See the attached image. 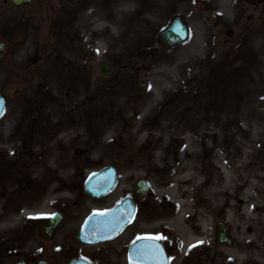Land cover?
Instances as JSON below:
<instances>
[{"label": "rangeland", "instance_id": "rangeland-1", "mask_svg": "<svg viewBox=\"0 0 264 264\" xmlns=\"http://www.w3.org/2000/svg\"><path fill=\"white\" fill-rule=\"evenodd\" d=\"M120 2L33 0L15 7L10 0H0V41L5 43L0 51V91L8 96L0 118V173L10 179L6 164L16 160V187L42 174V181L52 185L57 167L65 163L63 174L72 189V194L66 191L63 198L56 197L46 208L50 214L63 207L66 216L41 255L50 264H65L76 254L90 257L96 264H126L122 249L125 235L94 246L78 243L75 235L85 215L95 208L112 206L121 193L132 192L136 180L147 175L152 179V190L146 198L151 201L147 206L152 213L142 210L138 222L142 230H148L145 232L170 234L171 245L179 242V250L171 247L174 264H179L182 257L186 258L182 264H264V237L259 238V244L248 246L245 262L239 261L240 253L227 257L228 249H238L243 239L249 243L256 227L254 218L247 223L248 212L245 226H251L250 231L244 234L237 228L244 217L238 207L233 212L228 207L222 209L214 218L212 233L207 239L197 240L202 244H193L200 251L191 248L196 252L188 251L186 255H190L184 256L180 227L172 224L179 206L173 203L170 189L172 184L176 186L174 179L179 176L180 160L185 161L181 154L189 137L204 141L197 147L202 166L216 156L223 158L226 166L232 165L237 180L238 158V163L243 162L240 171L250 173L253 180H257L256 174H264V0L259 6L250 0H214L209 10L199 0H149L127 34L120 35L116 21L115 26L111 24L114 37L107 39L99 33L103 24L97 17L102 19L104 13L114 10L121 15ZM85 13L91 14L93 23ZM178 13L190 25V37L166 48L159 43L158 33ZM229 28L233 32L227 34ZM36 55L41 58L32 63ZM102 59L112 64L106 77L98 73ZM230 107H235L236 120H228ZM81 113L96 118L94 128L101 131L102 141L98 149L96 138L91 153H86L82 144L70 146L71 155L79 158L76 163L67 157L59 159L61 155L53 149L47 154L50 161L36 167L33 157L42 155L40 148L50 137V130L61 122L67 123L66 127L75 125ZM213 131H217V147L205 157L207 133ZM149 142L144 151L137 150ZM237 146H241L239 157L231 150ZM250 151L251 158L247 159ZM183 154L188 159L186 151ZM116 160L122 162L116 190L100 199L84 194L86 175ZM3 179L0 177V181ZM8 179L0 184L5 196L2 201L6 202L12 198L15 184ZM60 179L64 181L62 176ZM259 185L264 192V182ZM37 186L34 192H40ZM23 193L14 204L9 202L11 209L6 215L12 226L22 219L17 206L26 202ZM68 195L73 197L66 198ZM184 207L188 216L181 228L187 236V223L196 224L201 209L199 205ZM221 218L229 222L233 237L230 245L217 244L214 238ZM39 222L32 220V226ZM138 222L131 228L138 229ZM8 225L0 223L4 231L9 230ZM33 242L38 244L37 239ZM16 257L0 252V264H10Z\"/></svg>", "mask_w": 264, "mask_h": 264}, {"label": "bare ground", "instance_id": "bare-ground-1", "mask_svg": "<svg viewBox=\"0 0 264 264\" xmlns=\"http://www.w3.org/2000/svg\"><path fill=\"white\" fill-rule=\"evenodd\" d=\"M148 1L149 0H121L118 4V11L122 12L121 15H118L117 10H114L108 14L104 13L102 19L100 16L97 17L103 24V29H98L100 35L105 34L107 39L113 38L114 36H112V34L114 32L111 30V24L115 26L116 21L119 23L118 29L120 35L124 36L127 34L129 26L132 28L131 23L134 24L135 20H137L140 9L148 7ZM85 14L86 17L89 16V23H93L94 18L91 17V14ZM98 30H92V32ZM226 113L229 116L228 120L232 121L237 119L235 116V107H230V112ZM78 118H76L74 122L77 123L71 127H66L68 125L67 123H60L55 140L48 137V143L41 146L40 150L42 155L33 157V163L36 167H41L50 161L48 158L50 155L47 156V154H50L53 149H57L58 154L61 155L59 159L67 160L65 157L68 156V146L73 140L78 144H84L87 151L86 153H91L92 144L96 143L93 138H96L97 146L95 150L98 149L102 141L100 138L101 131L94 128V123L96 122L95 116L81 113ZM207 134L209 135H207L205 150L203 152L205 157L210 156L209 154L211 151L217 147L214 141V136L217 135V131L208 132ZM203 142L201 138L193 139L189 137L183 147V152L186 151L188 159L184 158L185 156L182 152L181 159L185 161L180 160V164L181 162L183 163L179 166V170L177 171L179 176L174 179L176 186L172 184L170 188L172 190V201L179 206V212L178 214L175 212V215H177L172 224L176 228L185 226V217L188 216V214H186L188 209L186 210L184 207L185 204H190L191 207L194 205L200 206V217L197 223H187L189 227L187 236L184 229H179L185 239V245H190L192 243H197V240L207 239L208 235L212 233L215 216H218L219 212H222V209L227 210V207L232 212L235 210V207L240 209V216L243 215L244 217L241 220V225L237 228H241L245 234L246 231H250L251 229V226H245L246 214L250 212V218L247 223L251 219L253 220V218L254 221H256V227L253 229V238H249V243L247 244L243 239L238 249H228L227 251V257H232V254L240 253L242 260H247V252L249 251L248 246H252L254 243H256V245L259 244V238L264 237V211H261L264 208V192H261V185H259L264 182V174L260 176L256 174L255 178H257V180H253L250 173L240 171V168L243 167V162L238 163V158L235 164L237 180L236 177L232 175V165L227 163L226 166L223 158L216 156L215 160L209 159V161L202 166L200 164V155L197 153V147L198 144L202 145ZM231 150L235 152L237 157L241 154V146H237L236 149L232 147ZM249 156L251 158V151L246 158L248 159ZM56 159H58V157ZM68 160L74 163L73 159ZM197 160H199V164ZM64 164L65 163H62L57 167L58 172H56L55 177L52 178V185H47V182L42 181L45 177L43 174L42 177L35 175V177H32V179L30 178V180L26 179L28 182L25 183V186L22 185L27 196L38 188L37 185H39V187L40 185L44 186L43 188H45L46 192L43 193V197L39 200V211H47L46 208L56 201V197L63 198V194L70 189V186H68L70 182L65 180L66 178L63 174ZM17 165L19 166L18 162H12L8 170L9 176L11 177L10 179L14 182L16 181L15 176L19 174ZM61 176L64 181L60 179ZM184 183H186V186L182 187L181 185ZM122 189L124 188L121 187V190ZM72 197V195H68L66 198ZM29 208H31V204ZM252 213L254 214L253 217ZM23 214L30 213L25 210ZM237 224L238 223H236V225Z\"/></svg>", "mask_w": 264, "mask_h": 264}, {"label": "water", "instance_id": "water-1", "mask_svg": "<svg viewBox=\"0 0 264 264\" xmlns=\"http://www.w3.org/2000/svg\"><path fill=\"white\" fill-rule=\"evenodd\" d=\"M17 3L21 2H29L30 0H15ZM210 1V0H203ZM188 36V27L183 21L181 17L175 18L171 24L160 34L161 40L166 45H173L177 42L184 40ZM108 69H103V72L106 73ZM6 98L3 94H0V102L5 104ZM102 180L106 182L103 184H95L93 183L92 187L94 189L95 194H104L107 193L116 182V173L114 172H106L105 174L99 176ZM102 188V189H101ZM101 189V190H100ZM130 202V201H129ZM135 211V206L133 203L130 205L125 202L123 204H119L115 209L109 211L108 215L105 217L101 216H92L91 220H88L84 224V229L82 233L79 235V238L85 241H100L107 240L114 237L120 230L126 225L132 218L133 213ZM56 223L54 220L51 223L53 226ZM228 227L225 222L219 223V232L217 235V239L220 242H230V239L227 236ZM149 242L147 240L138 242L135 244L130 252V260L131 264H151L150 262L153 260L155 264H168L165 252L163 250V260L162 262H158L155 259H152L148 255H144L140 250L144 249L145 246ZM75 264H87L83 261H78Z\"/></svg>", "mask_w": 264, "mask_h": 264}, {"label": "snow or ice", "instance_id": "snow-or-ice-1", "mask_svg": "<svg viewBox=\"0 0 264 264\" xmlns=\"http://www.w3.org/2000/svg\"><path fill=\"white\" fill-rule=\"evenodd\" d=\"M193 2H195V0H193ZM99 50H97L98 52ZM264 98V97H262ZM4 110V105L3 102H0V112H3ZM93 175H95V173H93ZM89 179H91V177H89ZM109 213L107 211L105 212H96L93 213V216H101V217H105L107 216ZM56 216L55 213L52 214H38L37 216L34 217H29L31 219H41V218H47V219H54ZM90 220L92 219V217L89 218ZM137 239H142V240H147L149 243L145 246L144 249L140 250L142 254L144 255H148L149 257H151L152 259L157 260L158 262H162L163 260V250L160 247L159 243H157L158 241L161 240H166L167 237L163 236V235H155V236H149V237H137ZM200 244L203 243V241L198 242ZM196 247V245H191L189 247V250H191V248Z\"/></svg>", "mask_w": 264, "mask_h": 264}, {"label": "flooded vegetation", "instance_id": "flooded-vegetation-1", "mask_svg": "<svg viewBox=\"0 0 264 264\" xmlns=\"http://www.w3.org/2000/svg\"><path fill=\"white\" fill-rule=\"evenodd\" d=\"M140 226H141V225H139L138 229H139V228H141ZM167 244L169 245V243H168V242H167ZM1 250H4V248H1Z\"/></svg>", "mask_w": 264, "mask_h": 264}]
</instances>
